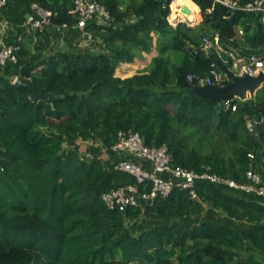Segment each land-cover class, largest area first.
<instances>
[{
	"label": "trees",
	"instance_id": "obj_1",
	"mask_svg": "<svg viewBox=\"0 0 264 264\" xmlns=\"http://www.w3.org/2000/svg\"><path fill=\"white\" fill-rule=\"evenodd\" d=\"M17 1L52 10L53 24L30 30ZM97 1L111 20L84 28L93 50L50 51L55 29L78 23L73 0H8L1 8L12 27L7 41L20 50L18 62L0 66V264H261L264 197L255 193L203 181L196 185L199 199L175 189L126 210L109 209L102 199L136 182L112 167L122 157L111 150L122 130L139 132L148 146L166 144L173 165L241 183L249 182L252 168L264 179V87L247 99L223 101L187 92L198 86L188 74L223 72L220 61L234 45L237 25L254 29V52L264 56L261 15L221 0H191L200 24L173 26L168 16L177 0ZM28 34L37 37L33 48L23 41ZM216 35L224 51L207 53L203 39ZM154 47L158 53L145 70L116 74ZM20 81L57 98L33 100ZM251 117L261 119L258 133ZM79 139L98 140L114 161L83 155L74 146ZM205 206L223 217L201 219ZM141 216L151 226L133 232L127 219Z\"/></svg>",
	"mask_w": 264,
	"mask_h": 264
},
{
	"label": "built area",
	"instance_id": "obj_2",
	"mask_svg": "<svg viewBox=\"0 0 264 264\" xmlns=\"http://www.w3.org/2000/svg\"><path fill=\"white\" fill-rule=\"evenodd\" d=\"M7 1L0 0V12ZM221 1L234 10L256 12L261 15L264 21V0H254L245 5H239L237 1L233 0ZM73 4L70 12L78 18L77 26L80 28L84 29L95 20L99 24H105L111 20L110 10L97 0H73ZM32 9L33 13L24 21V25L28 26L30 30L43 32L53 24L52 19L55 12L36 3L32 4ZM66 27L67 24H63L57 29ZM11 30L9 22L5 18H0V66L9 62H18L20 45L9 44L7 41ZM240 32L243 31L240 30ZM203 40L207 53L213 47L219 52L224 51L217 35L214 36V40H210L208 37H204ZM229 54L231 57L230 68L237 74H243L245 71L252 75H258L262 70L264 71V56L262 55L251 54L243 60L234 52ZM211 72L213 77L188 74L187 78L190 82H197L198 85L212 86L225 85V82L229 80V77L223 72H218L215 69H212ZM111 150L122 156L112 163L113 169L129 174L136 180L135 183L114 188L102 194L103 201L112 210H126L138 206L145 208L148 204H152L157 197H168L175 189L187 190L193 199H199L196 185L203 181L224 184L264 197V179L255 169H248L246 175L249 182L241 183L209 171H197L181 165H173V157L166 144L148 146L137 131H120ZM251 156L253 157V155Z\"/></svg>",
	"mask_w": 264,
	"mask_h": 264
},
{
	"label": "rangeland",
	"instance_id": "obj_3",
	"mask_svg": "<svg viewBox=\"0 0 264 264\" xmlns=\"http://www.w3.org/2000/svg\"><path fill=\"white\" fill-rule=\"evenodd\" d=\"M174 0H171V3ZM178 1V0H177ZM179 2V1H178ZM177 2V3H178ZM180 4V3H179ZM177 8H174L172 10V6L170 4V8H171V13L168 16L169 21L173 24V26H177L179 24V22H184L186 24H188L189 26H193L196 27L200 24V22L202 21V15L200 20L197 23H194L196 20H198L199 15H195L193 18H188V17H181L180 20H173L172 15L175 11L177 10H181L182 11V6L177 4ZM184 11V10H183ZM56 33H57V38L54 39L55 41L61 39L62 41L65 39V42L63 44L62 49L65 50H70L71 48H75L77 47V44H74L73 41H69L68 38H66L65 35V29H55ZM54 30V31H55ZM34 34V33H33ZM92 40L93 38H89L86 40V43L83 44V49L86 48H91V50H93V44H92ZM33 44L36 42L35 39H33L31 41ZM65 45V46H64ZM53 48V47H51ZM54 49V48H53ZM50 50V49H49ZM50 51H56V50H50ZM158 53V50L156 49V47H154L153 51L150 53H144L142 56L136 58V60L134 62H132V64L130 65H125L123 66V64L117 69L116 74L117 75H122L123 77L127 76V75H133L135 73H137L138 71L141 70H145L149 64L151 59ZM222 73V72H221ZM75 147H77L81 153L85 156H87L88 158L93 157V156H98L100 157L102 160H104V162H106L107 164L112 163L113 160V156L110 155L109 151L106 148L102 147V144L98 141V140H94V139H90V140H82L79 139L77 141H75ZM66 145V144H65ZM67 146V145H66ZM113 160V161H112ZM209 210V207L205 206V211L203 212V215L200 217L201 219L203 218H219V217H223L221 214H214ZM192 221V220H190ZM193 221H195V219H193ZM127 225L129 228L132 229L133 232H140L142 230H145L147 228H149L151 226V221L147 220L144 218V216H141L137 219H127ZM257 260L261 263L264 264V258L258 256ZM129 264H137L136 262H131Z\"/></svg>",
	"mask_w": 264,
	"mask_h": 264
},
{
	"label": "water",
	"instance_id": "obj_4",
	"mask_svg": "<svg viewBox=\"0 0 264 264\" xmlns=\"http://www.w3.org/2000/svg\"><path fill=\"white\" fill-rule=\"evenodd\" d=\"M183 10L185 13H191V9L188 7H184ZM233 18L234 16H231V20H233ZM220 68L223 73L229 77V83L222 86L207 84L192 86L187 89V92L218 101L227 100L231 97L247 99L249 95L253 96L264 84L263 70L258 75H252L245 71L243 74H237L223 60L220 61ZM20 83L30 89L33 100H47L52 102L57 98V95L42 92L36 89L32 84L21 81ZM260 121V118L255 120L251 117L250 124L255 133H258V124Z\"/></svg>",
	"mask_w": 264,
	"mask_h": 264
},
{
	"label": "crops",
	"instance_id": "obj_5",
	"mask_svg": "<svg viewBox=\"0 0 264 264\" xmlns=\"http://www.w3.org/2000/svg\"><path fill=\"white\" fill-rule=\"evenodd\" d=\"M189 1L193 4L194 10H195V15H199L198 20H196L194 22V23H197L199 21V19H200V9L197 7V5L194 2H192L191 0H189ZM17 4H18V6H20V8L22 10L25 11L27 17L30 16L33 13L32 6L29 7V6L23 5L19 1H17ZM177 4L183 7V5L179 4V2ZM182 11H183V8H182ZM0 18H4L3 15L1 14V12H0ZM61 29H65L66 38H68L69 41H73L74 44H77L78 48H83V44L86 43V40L89 39V38H91V39L93 38L91 33L86 32L85 29L80 28L77 25L73 26V27H66V28H61ZM240 30H242L243 32L241 33ZM235 31H236V34H235V37H234V45H232L230 47V49H228V50H226L224 52L223 61L225 63L231 61V57H230V54H229L230 52H234V54L236 56H238L239 58L245 60L249 55L255 54L254 50L259 49V47H254L253 46V44L255 43V40L257 39L256 35L254 34V29H251L250 31L246 32V31H244L242 29V27L240 25H237V26H235ZM56 35L57 34L53 33L52 34V36H53L52 38H55ZM23 41H25L26 44L29 47L33 48L32 47L33 43L31 42L32 39H30V35L29 34H28V36L23 37ZM35 41H37V37H35ZM56 42H57V44H53V46H52L54 49L52 48L51 50L62 49L63 44L65 42V39L63 41L61 39H59ZM256 55H261V54H256ZM242 63H243V61H242ZM130 64H132V63H123V66L130 65ZM131 75H127V76H131ZM118 76L123 77L120 74ZM127 76H125V77H127ZM250 96L251 95H249L248 97H250Z\"/></svg>",
	"mask_w": 264,
	"mask_h": 264
},
{
	"label": "bare ground",
	"instance_id": "obj_6",
	"mask_svg": "<svg viewBox=\"0 0 264 264\" xmlns=\"http://www.w3.org/2000/svg\"><path fill=\"white\" fill-rule=\"evenodd\" d=\"M179 3L183 5L182 8H184V7H188L189 8L190 7L191 13H186L185 14L183 11L177 10L172 15L173 20H180V18L182 16L185 17V18L186 17L193 18L195 16V10H194L193 4L189 0H179Z\"/></svg>",
	"mask_w": 264,
	"mask_h": 264
},
{
	"label": "clouds",
	"instance_id": "obj_7",
	"mask_svg": "<svg viewBox=\"0 0 264 264\" xmlns=\"http://www.w3.org/2000/svg\"><path fill=\"white\" fill-rule=\"evenodd\" d=\"M230 67V66H229ZM263 87V86H262Z\"/></svg>",
	"mask_w": 264,
	"mask_h": 264
}]
</instances>
